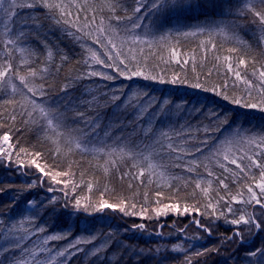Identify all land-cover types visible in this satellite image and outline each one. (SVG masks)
<instances>
[{
    "label": "trees",
    "instance_id": "obj_1",
    "mask_svg": "<svg viewBox=\"0 0 264 264\" xmlns=\"http://www.w3.org/2000/svg\"><path fill=\"white\" fill-rule=\"evenodd\" d=\"M45 2L63 4L71 16L62 17L57 10L44 7ZM202 2L208 5L209 15L181 20L177 26L174 22H166L164 28L151 14V0H17L19 6L11 17L7 13L0 16V64L10 59L12 71L29 80L32 79L28 76L30 71L37 73L35 82L43 83L48 89V106L63 121L61 131L90 146L106 145L107 149L115 147L117 151L123 147L132 153L123 158L113 155L111 159L116 163L109 166L107 173L103 170L109 159L107 156L79 150L56 156L55 146L47 140L52 132L42 130L43 121L30 122L20 108L22 86L19 80L13 81L18 89L15 94L10 87L0 88V137L8 133L16 146L11 162L0 159L2 264H18L19 261L27 264H186L188 258L191 264H264V256L249 255L257 248L264 249V232L255 229L249 232L244 224L236 226L228 222L247 213L264 218L261 205L232 203L233 212L228 213L225 201H220L217 211H223L224 215L218 218L182 211L159 217L152 213L156 207L176 202L175 189H179L182 205L186 203L191 207L206 203L199 189L195 198L190 195L197 179L205 182L202 187L206 186V181H212L210 198L213 202L238 192H244L246 197V185L251 181L243 177L236 180L232 174L237 171L235 166L214 154L228 139L236 141L233 152L237 156L259 152L243 142V138L254 136L259 141L264 136V112L258 108H243L224 100L221 95L193 90L187 85L160 83L159 79L144 77L127 79L120 75L123 66L119 70L105 66L113 61L107 58L104 48L93 36L85 35V32L95 35L94 29L78 31L85 23V16L91 22L94 10V24L98 25L103 19L115 29L118 38L130 41L133 36H140L152 41L151 46L125 44L121 59L129 74L139 68L145 75L165 80L177 74L189 82L199 77L205 87L219 85L218 91L244 100L250 99V92L252 102H256L257 89L261 85L253 72L264 69V28L247 10L244 0ZM85 3L90 10L77 13L76 6L83 9ZM28 4L33 7H27ZM252 6L258 11L264 8L258 2ZM137 7L140 12L136 11ZM77 15V27L63 22L65 19L73 21ZM196 25L205 27L206 31L194 36L177 32V27L182 32L196 31ZM166 33L169 40L160 43V36ZM7 40H14L15 46H5ZM130 48L135 51L129 53ZM171 48L177 50L181 63L170 59ZM92 52H96L104 64L94 62ZM133 55L134 60L131 59ZM228 56L232 57L233 67L239 57L246 59L247 64L240 66L239 71L242 77L253 82L252 89L228 71L229 61L225 60ZM184 59L188 60L187 65L182 63ZM93 72L98 75H91ZM108 75L113 79H105ZM225 114L227 124L222 119ZM163 133H167V137ZM169 143L172 149L167 147ZM20 148L28 154L17 155ZM198 148L201 151H197ZM35 152L43 154V158L38 159L42 166L45 161L59 171L71 166L78 187L71 192L69 185L66 190L70 197L87 198L95 204L103 193L110 203L126 200L129 212L140 213L147 209L152 218L125 215L118 209L107 208L103 212L80 211L69 215L72 209L66 212L62 206L64 195L59 191L47 192L51 182L44 177L41 184L37 170L30 165L31 154ZM143 156L149 159L143 160ZM254 158L264 162V152ZM18 160L20 164L16 163ZM193 160L197 166L188 172L187 167ZM149 162L160 166L156 172L163 171L168 179L162 181L158 175L149 176L147 171L141 178L143 182L134 178L138 171L136 165L146 169ZM247 162L245 159L244 163ZM221 163L227 164L232 171L221 168ZM208 171L214 176L209 177ZM252 174L258 177V169L253 168ZM216 177L223 179L228 188H222ZM33 183L36 186L30 187ZM54 187L58 189L61 185ZM157 192H163V196L157 198ZM53 197L57 198L54 203L50 202ZM157 199L161 202L159 205L155 203ZM132 204L136 207L132 208ZM196 219L212 224V236L193 223ZM139 224H143L144 229L134 227ZM40 227L44 231H37ZM237 227L241 230L243 244L238 240L235 243L225 240ZM52 235L61 238L45 243ZM17 242L19 248L15 246ZM176 245H180L181 250L173 251ZM207 248L219 251L196 255Z\"/></svg>",
    "mask_w": 264,
    "mask_h": 264
},
{
    "label": "snow or ice",
    "instance_id": "obj_2",
    "mask_svg": "<svg viewBox=\"0 0 264 264\" xmlns=\"http://www.w3.org/2000/svg\"><path fill=\"white\" fill-rule=\"evenodd\" d=\"M259 3L260 5L264 6V0H244V5L247 8L248 11H251L253 16L256 17L262 26L264 28V8L261 10H256L252 5L254 3ZM17 0H0V16H3L5 13L11 17L14 14V9L18 7ZM27 7H33L32 4H28ZM44 7L50 9V10H57L62 17H68L71 16V13L67 11L66 7L63 4L60 3H48L45 2ZM77 7V13L80 11H89L90 9L87 7V3H85L84 8L82 9L79 5ZM208 5L203 3L202 0H151L150 4V11L152 16H155L159 19L160 26L162 28L166 27V22H174V26H177L181 20L185 19H199L200 15H209L206 11ZM214 7V6H213ZM140 7L136 8L137 12H140ZM96 17L93 15L91 17V22L89 21L88 17L85 16L84 20L85 23L83 25H80L78 28V31H84L85 29L92 28L94 29L95 35H93V32H85V35L93 36V39L96 43L101 44V47L105 50V55L110 61H113L112 63L105 65L106 67H116L118 70L120 66H123V70H120V75L125 76L127 79H132L133 77H144L148 80H157L159 79L160 83H169L171 85H187L193 90H202L205 92H213L216 95H221L224 100H230L232 104L240 105L243 108L247 109H259L260 111L264 112V69L260 70H254L253 75H256L258 77V82L261 85L257 90L259 93V98L256 100V102H252L251 100V93L249 92L250 99L244 100L241 98H234L229 97L227 94H224L222 91H218L219 85H214L212 87H205L203 83L200 82L199 77L195 79V82H189L186 77H181L180 75H173L170 80H165L163 77H158L152 74L145 75V72L141 71L139 68H136L135 70H131L129 74V69L127 65L125 64L124 59H121L122 55L124 54V46L126 43H131L133 45H143L148 44L151 46L152 41L148 40L147 38H141L140 36H133L130 41H125L123 38H118L117 34L115 33V29L111 27V25H106L104 20L101 19L99 24H94ZM119 19V18H117ZM61 21L58 19L57 23H60ZM64 23H72L73 27H77L79 24V15L76 16L75 20L69 21L68 19H65L63 21ZM139 25H137L138 27ZM196 31H180L177 27V32L180 35L184 36H194L198 33H204L206 31V28L201 25H196ZM105 33H108L107 35ZM101 37H103V41L101 40ZM169 40V34H165L160 36L159 42L164 43ZM203 43V42H202ZM12 45L15 46L14 40H7L5 41V46ZM212 48H215V45H211ZM21 52H23V49H20ZM91 51V49H89ZM129 53H132L135 51L134 48H130ZM140 51H143V48L140 49ZM229 51L235 52L236 49H230ZM113 58H115L113 60ZM132 60L135 59V56L133 55L131 57ZM170 59H173L176 61V63H181L180 56L175 48L170 49ZM92 60L94 62H98L100 64H104V60H101L99 58V55L96 52H92ZM226 61H229L227 63V69L230 71L233 76L236 78V80H243V83L248 86L249 89H252L254 87L253 82L249 79H245L241 76V72L239 71L240 66L246 65L247 61L242 56L237 59L236 67H233L232 63L230 61L232 60L231 56L225 57ZM183 64L187 65L188 60L184 59L182 61ZM13 65L11 63L10 59H6L3 64H0V88L4 87H10L12 94H15L17 92V85L13 82L14 80H19L22 91H21V100L18 102L20 104V108L23 111L24 115L28 118V120L32 123H36L38 121H43V129H46L48 131L52 132V136H48L47 140H49L55 147H54V154L56 156H66L68 153L73 152L74 150H79L81 153H90L93 155H104L109 157L108 160L105 161V164L103 165V170L105 173L109 171V166H115V160H112L111 157L113 155H117L120 158H123L124 156H130L132 153L130 151H125L123 147L117 149L115 147L111 149H107V146H100L97 147L95 145H89L88 143H81L77 138L72 137L71 134H65V132L61 131L63 121L60 118V115L57 113H54L50 106V101L48 99L49 92L48 89L45 87L43 83H36L35 79L37 77V73L35 71H30L28 73V76L32 79L29 80L25 76L19 75L18 72L12 71ZM91 75H98V73H91ZM211 75V73H209ZM105 79L112 80L113 76L108 75L105 76ZM225 89L227 88V83L223 86ZM8 103H13L14 101H7ZM179 107V105H177ZM12 119H15V116L12 117ZM217 119H221L219 116H217ZM223 123L227 124V115L222 118ZM165 137H167V133H163ZM237 135H240L237 133ZM55 137V138H53ZM61 140H63V144H61ZM243 142L247 143L250 146H254L255 148L259 149V152L254 153V155H247L244 154L243 156H237L233 152V145L236 143L234 139H228L226 140L220 149L217 150V152L214 154L218 158H222L223 161L227 162V164H231L235 166V169L237 171H233V177L236 180H240L242 177L250 180L251 182L246 185V193L247 196L245 197L244 192H238L236 195L229 196L227 199L225 197H219L215 202L210 198V189L212 187V181L208 180L206 181V186L202 187V183H205L204 181L197 179L192 193L193 198L196 196V190L199 189V193L201 196H203L206 199V203L196 206L193 205L189 207L186 203L181 204L179 200V189H175V195L177 197L176 202L173 203H165L162 207H156L152 210V213L155 217H159L162 215H165L167 212H174V213H181V211L184 214L189 213H195L199 216H223L224 212L217 211V204L220 201H225L226 208L228 213H232L233 209L231 207L232 203H240V204H252L255 203L257 205H261L262 208H264V162H261L260 159L254 158V156H259L261 152H264V136H262L259 141H257L256 137H245L243 138ZM205 145L207 144V141L204 142ZM169 149H172V144L169 143L167 145ZM107 149V150H106ZM16 150V146L11 143V137L8 133H5L2 137H0V157H2L5 161H12L13 152ZM197 151H201V149H197ZM19 153H25L28 154L24 148H20L18 152L16 153L19 155ZM32 158L30 160V165L34 166L37 170V173L41 177V184L44 183L43 178L47 177L48 180L51 182L50 186L47 188V192H53V191H59L62 193L65 197L63 201V208L67 212L69 208L72 209L69 215H74L76 212L83 211L87 214H92L95 212H103L104 209H112V210H119L120 212L124 213L125 215H140L142 218H152L151 215L148 214L147 209H143L140 213L135 212H129L127 211V208L129 205L127 204L126 200H120L118 203H110L107 199L104 198L103 193L101 194L100 200L92 204L88 202L87 198L82 197H70L69 196V185H71V192H75L76 187L78 185L73 179L74 173L71 172V166L69 165V168L64 171L56 170L55 165H48V163L45 161L43 166L41 163H38V159L43 158V154L41 152H35L31 154ZM143 160H148L149 158L147 156L142 157ZM247 160L248 162L245 164L244 160ZM219 162V161H218ZM17 164H20L21 162L18 160L16 161ZM227 164L221 163L220 167L224 168L226 171H232V169H229L227 167ZM22 166V165H21ZM197 164L196 161L193 160L190 165L187 167L188 172H192L195 170ZM138 168L137 173L135 174L136 179H139L142 181V177L145 174V171L148 172L149 176L152 175H158L160 180L166 181L168 178L165 176V173L163 171L156 172V169L160 166L153 164L149 162L147 164V168L139 167V165H136ZM256 168L259 171L258 177L252 174V169ZM47 169V171H46ZM207 175L209 177H213L214 173L211 171L207 172ZM63 178V179H60ZM218 180L219 185L227 189L228 185L224 183L223 179H220L216 177ZM54 185H61L60 188H55ZM35 183L30 185V187H35ZM92 185L89 184L88 188L89 191H91ZM171 187V185H169ZM156 197L159 198L163 196V192H157ZM57 198L53 197L50 202L54 203ZM71 201V202H70ZM83 201V202H82ZM31 204V202H28ZM158 205L161 203L159 199L155 201ZM132 208H135L136 205L132 204ZM201 208L204 209V211H201ZM232 225L239 226L241 224H244L246 226V230L251 232L253 229H255L257 232H264V218L258 219L256 216H254L251 213L247 214H241L236 219H231L228 221ZM193 223L203 232H205L208 236H212L213 226L212 224H203L200 222L199 219H196L193 221ZM135 228L144 229L143 224L135 225ZM37 231H44L42 227L37 228ZM183 231V230H181ZM59 236H49L46 238L45 243H47V240H56L60 239ZM226 241H231L232 243H235L237 240L240 241L241 244L244 243L243 236L241 235V230L239 227L235 230L233 235L225 237ZM17 248L20 247V243L17 242L15 245ZM173 251L181 250L180 245H176L173 249ZM22 249V253H23ZM157 251H159L157 249ZM219 249L214 248H207L204 252H196L197 256H203L206 253L211 252H218ZM59 255H63V253H58ZM264 256V249L257 248L256 250H253L249 253L250 256L255 257L257 255ZM55 259L54 257L52 258ZM2 264V262H0ZM18 264H27L26 261H19ZM186 264H191V259L188 258L186 260Z\"/></svg>",
    "mask_w": 264,
    "mask_h": 264
},
{
    "label": "rangeland",
    "instance_id": "obj_3",
    "mask_svg": "<svg viewBox=\"0 0 264 264\" xmlns=\"http://www.w3.org/2000/svg\"><path fill=\"white\" fill-rule=\"evenodd\" d=\"M172 213H174V212H167L165 215L168 216V215H171Z\"/></svg>",
    "mask_w": 264,
    "mask_h": 264
},
{
    "label": "water",
    "instance_id": "obj_4",
    "mask_svg": "<svg viewBox=\"0 0 264 264\" xmlns=\"http://www.w3.org/2000/svg\"><path fill=\"white\" fill-rule=\"evenodd\" d=\"M0 159L2 160L3 158L1 157Z\"/></svg>",
    "mask_w": 264,
    "mask_h": 264
}]
</instances>
